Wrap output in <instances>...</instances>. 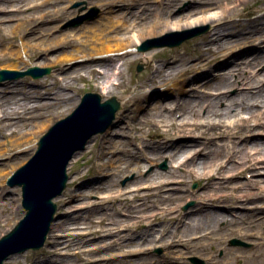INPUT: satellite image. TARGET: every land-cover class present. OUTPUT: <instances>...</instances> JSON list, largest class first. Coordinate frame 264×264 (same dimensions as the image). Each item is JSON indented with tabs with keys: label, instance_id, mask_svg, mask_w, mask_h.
Segmentation results:
<instances>
[{
	"label": "bare ground",
	"instance_id": "6f19581e",
	"mask_svg": "<svg viewBox=\"0 0 264 264\" xmlns=\"http://www.w3.org/2000/svg\"><path fill=\"white\" fill-rule=\"evenodd\" d=\"M71 1L0 0V28L3 27L1 25L6 21H17L15 24L9 23L13 34L6 35L4 41L10 47L7 50L0 48V59L17 60L20 57V50L27 52L30 57H35L41 53L46 56L49 51L57 49L59 51L49 59L51 63L59 64L58 72L64 75L60 77L64 82L63 89L72 88L73 83L71 80L79 77L81 70H85L88 73H94L91 80L95 82L103 95L108 96L112 93L113 87H117L121 83L115 82L113 79L116 78L112 77L114 75L123 76V70L115 65V60L121 58L128 60L132 49L148 37L167 31L172 32L175 28L190 27L194 23L187 22L180 25L174 22L176 25L173 24L170 18H172V14H175L172 8L174 5L173 2L168 0H104L103 4L106 10L112 14L103 16L91 24H85L78 31H59L57 29L58 22L64 20L70 12L72 13L69 7ZM193 1L195 4L190 9L193 10L190 13L203 12L207 5H210L208 8H213L214 4H219L218 0ZM202 2L206 4H202ZM200 4L203 6H199ZM51 6L54 8L50 9ZM48 8L50 10H47ZM19 14L23 15L19 18ZM216 14L217 12L211 15H203L201 17L202 21L209 20L210 23L224 24L227 21L226 17L230 16V11L225 7L222 9V16ZM196 18L197 21L200 19L199 16ZM260 18V15L250 17L247 23L248 25L257 23ZM46 22L57 24L47 23L45 26L42 25ZM213 29H217L218 35L215 38L212 32L206 35L208 47L206 50L201 47L204 53L197 57L196 60L198 61L195 60L180 68L179 65H176V61L182 60L181 56L170 55L167 60L159 61L160 58L157 55L160 51H158L148 58L152 70L139 84V92L129 98L126 105L131 107V104L139 101H149L155 93H151V91L155 90L157 86L165 87V93L158 94L156 97L159 98V101L145 109L146 113H149L153 118H149V121L145 122L140 121L132 127L133 131H142L147 125L150 126L145 139L142 140V142H145V149L135 152L129 150L133 161L118 163V159L113 156L116 149L128 147V145L133 144L132 142L101 137L92 145H99L102 149L100 156L108 157L106 161L99 164L100 168L114 171L120 168H131L133 171L142 173L143 168L148 165H145L146 161L148 163L155 162L166 153L174 159H180V165L185 166L180 174L183 175L181 177L197 178L201 182L202 188L200 190L190 192L191 196L196 199L195 206L189 212L180 213L175 210V206L165 203L167 200H173L171 196L166 194L178 190V188L172 187L174 184L172 182L179 181L180 184L186 185L187 181L185 179H172L171 176L175 174V171L172 172V170L169 174L163 175L161 173L159 174L160 177H163L161 180H155V176H152L148 180L142 181L133 197L127 194L118 196L122 197L120 198L121 201L127 203L128 207L125 209L128 211V215L138 213V215L133 216L130 223L125 224L127 226H120L118 230L114 227H108L104 222L105 215L103 214L100 219L96 220V226L82 233L72 234L70 233L72 228L65 225L66 219L56 221L52 225L49 237L53 246L49 250L50 254L57 256L61 254L63 247L72 249L75 247L74 245L88 242L92 239L89 235L99 238L113 236V239L106 244V248H111L119 241L118 245L126 249L117 251L118 254H112L109 257H97L91 260V263L85 260L84 262L80 261L78 264H101L117 260L119 257L127 259V264H149L148 258L142 256L143 259H139L138 257L148 254L152 248L158 245H174L175 247L177 246L174 243L176 238L181 241H191L194 238L219 237L216 234L219 230L216 226L222 223L224 225H251L243 235L254 238L252 243L255 248L264 246L263 233L259 230L256 231L257 226L264 225V82L261 83L256 78L258 71L249 70L252 74L244 75L246 67L254 68L258 66L261 67L260 69H264V54L257 53L253 61L245 62L244 66L239 65L234 68L238 70L237 77H234L235 72L231 71L215 77L207 76L203 83L200 81L193 83L209 89H221L216 93L206 91L205 88H202L200 93L196 91V87H192L190 90V88L185 87L190 78L172 83L173 78L180 73H190L198 69H200L198 71H203L205 69L202 68L211 66L215 59L214 54L216 55L225 45L222 38H220L221 34L218 33L219 28L215 26ZM130 32L134 33L128 35ZM252 33L249 31L242 37L246 41H264V30L260 35H253ZM17 36L22 38L20 45H16ZM213 44H216V50L213 48ZM209 51L213 53L211 56H207ZM41 64H45V62ZM70 76H72L71 79H69ZM244 78L249 79L247 82L249 88L243 89L238 86V81H242ZM193 79H197V76L193 75ZM147 87H151V90L145 91ZM230 87L239 89L237 97L239 95L253 97L254 93L257 97L254 102H250L249 98H235L228 106L217 108L218 101L229 99L228 91ZM222 88L227 89L223 90ZM253 89H256L255 92L250 94L249 92ZM166 92L173 95L169 103L164 101L163 96L166 95ZM196 92L198 94H195ZM49 94H45L44 97H50L46 96ZM73 97V95L67 94L58 99L56 98V100L62 102L67 107L65 111L69 112L77 101ZM115 97L121 104V97L116 95ZM14 98L13 103L15 106L0 103V136L4 137L0 139V156H6V162H2L0 165L1 185L12 174L13 169L26 160L25 153L28 146L30 148V143L42 133L43 135L38 141L47 139L53 129H57L60 125L58 122L60 119L57 120L56 117L59 115L57 114L59 111H54L53 102L45 101L28 105L23 103L29 98L23 99L16 96ZM101 109L107 108L97 106L94 98L90 97L86 101L82 99L65 118L72 119L74 125L77 124L84 131H88L87 128L94 127L93 122H98L102 117L101 113L97 112ZM176 111L181 112L179 117L175 115ZM201 111H203V116L205 114L204 120L201 119ZM241 111L249 116L235 117L231 123L225 120L227 117L236 116V113L239 114ZM94 114L96 116H93ZM123 115L127 117L126 113ZM54 121L56 122L53 123ZM112 121L111 125L106 126L105 131L114 126L116 120L113 119ZM132 124L133 122L130 125ZM219 137H228L230 142L219 143L217 147L210 148L205 152L187 147L189 144L191 145L203 138L204 141H201V143L203 148L207 149ZM140 138L141 136H134L137 141ZM38 141L37 149L32 157L39 149ZM16 149H20L18 153L22 156L17 161L15 158L13 159L16 154L11 153L12 150ZM146 149L150 151L151 155L145 152ZM220 156L225 157V159L220 161ZM73 162H77V160L73 159ZM123 163H126L125 166H123ZM247 170H250L249 177L246 180H241L240 175ZM78 179L79 177L74 175L71 181L77 182ZM152 187L159 191L161 199H151L154 197V193L140 194L137 192ZM72 195L71 191L68 193V198L73 199L74 195ZM81 195L85 197L86 194ZM186 196H189V194L186 193L180 198ZM8 200L16 201L12 197ZM8 200L7 198L2 200V191L0 190V208L8 204ZM60 201L66 208L64 209L66 214L74 211L72 210L73 207L68 205L70 200L62 197ZM251 202V205H247ZM99 204L93 202L87 208ZM151 207H155L157 210L155 212L148 211L147 209ZM83 208H86V206H77L76 209ZM0 210L4 213V210ZM188 217H190V220L186 222ZM73 218L75 219L73 224L80 223L79 217L75 216ZM157 223H160L163 227H157ZM5 224L0 215V228ZM119 225L123 224L119 223ZM254 227L255 229L252 230ZM131 229L142 230L138 232L141 234L138 241H134V238L130 236ZM154 229H156V232H152ZM200 230L202 232H199ZM68 236L71 237L68 241L63 240V237ZM97 249H99V246L91 248L89 251H96ZM77 253H81V257L85 258L83 256L84 250H79ZM248 254L254 257L258 255V250L250 249ZM204 255L203 253L199 254L207 262L214 263L216 261L215 257L206 258ZM38 264H64V261L61 260L57 263L53 260L51 263H45V260H43Z\"/></svg>",
	"mask_w": 264,
	"mask_h": 264
},
{
	"label": "rangeland",
	"instance_id": "374dc122",
	"mask_svg": "<svg viewBox=\"0 0 264 264\" xmlns=\"http://www.w3.org/2000/svg\"><path fill=\"white\" fill-rule=\"evenodd\" d=\"M103 1L104 0H72L69 3V7L72 13L70 12L64 20L58 22L57 29L59 31H78L85 24H91L93 22H96L103 16L112 14L106 10ZM168 1L173 2L174 5L172 8L175 14H172V18H170L173 24H175L174 22H177L180 25H183L187 22H194L193 25L190 27L175 28V32H188L194 30V32L203 31L206 27H208V31L202 32L198 36L188 39L177 46L165 45L154 47L155 43L162 42L165 39H170V37L164 36L171 34L174 31H167L168 33L164 32L162 34H157L155 36L144 39L138 46L148 45V48H146L145 50H139V47L137 46L132 49L131 54L128 56V60H125V58L115 60V65L119 68H122L123 76L114 75L112 77L116 78L113 79L115 82L121 83L117 87H113L114 89H112V93L108 96L103 95L100 89L96 86L95 82L91 80V78H93L94 76V73H88L85 70H81V75L71 80L73 83L72 88L63 89L62 85L64 82L60 77H63L64 75L63 73L58 72L59 64L51 63L49 59L59 51L57 49L49 51L46 56L41 53L35 57H30L28 56L27 52L20 50V57L17 60L0 59V70H27L32 65H37L41 67H51L52 69L49 74L40 78H33L30 75H25L16 79H5L0 82V103H3L7 106H15V104L13 103L15 99L14 96L23 99L29 98L23 103L28 105L45 101L53 102L54 111H59L57 112V114L59 115L56 116L57 120H59L63 117H66L77 107L86 92H99L102 94V100H105L111 97L112 95L121 97V108L116 113V123H114V126H111L104 133H98L94 135V137H92V139L88 141L86 148H84L83 150H79L76 153V157H74L73 159L77 160V162H73L72 159L68 165V174L70 175V179L68 181L67 187L60 196H57L54 199L58 205V210L56 214L60 215V218L57 221L66 219L65 225L72 228L70 229V233L72 234L82 233L83 231H87L91 227L96 226V220L100 219L103 214L105 215L104 222L106 226L114 227L116 228V230H118L120 226H127L125 224L130 223L133 220V216L138 215V213H132L131 215H128V211L125 209L126 207H128L127 203L121 201L120 198L122 197L118 196L120 194H127L128 196L133 197V194L135 193L142 181L148 180L152 176H155V180H161L163 179V177H160L159 174H169L171 170L172 172L175 171V174L171 176L172 179H185L187 181V184L184 185L180 184L179 181H173L172 183L174 184L172 187L178 188V190L170 191V194H168V192L166 195L171 196V199L173 200H167L165 203L172 204L176 207L175 210H178V212L180 213L189 212L190 209L195 206L196 199L191 196L190 192L194 190H200L202 188L201 182L197 178H191L188 176L181 177L183 175L180 174L182 173L185 166L180 165V159H174L166 153V155L160 157L155 162L148 163V161H146L145 165H148L143 168L142 173H139L135 170L133 171L131 168H120L114 171L100 168L99 164L102 161H106L108 157L100 156V153H102V149L99 147V145L96 144L95 146H92L101 137H106V139L111 138L117 141L122 140L126 142H132L133 144L128 145V147H122L123 145L121 144L122 148L116 149V153H114L113 156L114 158L118 159V163L133 161L131 160V152H129L130 149L134 150V152L139 151L141 149H145V142H142V140L145 139L150 126L147 125L146 128L142 131H133L132 127L140 121L145 122L149 121V118H153L149 113H146L145 109H147L149 105L155 104L159 101V98H157L156 96L163 92L165 93V87H155V90L151 91V93L155 92L154 95H152L149 101L147 102L143 100L142 102L139 101L137 103L131 104V107H127L126 101L139 92V84L151 72L152 68L150 67L148 58L152 54L160 51L157 55L160 58L159 61L167 60L170 55L181 56L183 59L176 61V65H179L180 68H182L183 66L194 62L197 57L204 53L203 50H206V48L208 47L206 35L212 32L214 33L215 38L218 34L217 29H213V27L216 26V28H219L218 33L221 34L220 38H222V41L225 43V45L222 49H220V51L216 55L214 54L215 59L213 60L211 66L202 68L205 69L203 71H198L200 70L198 69L190 73H180L172 80L173 83L181 82L185 78H190L189 82L185 85V87L190 88V90L192 89V87H196V91H198L199 93L202 92V88H205L206 91H211L215 93L219 92L221 89H209L204 86L202 87L197 84L195 85L193 83H198L199 81L203 83L207 76L215 77L222 75L223 73L227 74L231 71H234V77H237L238 70L234 68H237L239 65L244 66L245 62L253 61L257 53L264 54V41H246V39L242 37L249 31L253 32V35H260V33H262V30H264L263 0H218L219 4H214L213 8H208V6L210 5H207L203 12L195 13H190V11H193L190 9L195 4L193 0ZM204 3L205 2H202V4ZM199 6L203 5L200 4ZM225 7L226 9L228 8V10L230 11V16L226 17L227 21L224 24L218 25L217 22L210 23L209 20L202 21L201 17L203 15H211L217 12V16H222L221 12L222 9H224ZM49 8L53 9L54 7L51 6ZM49 8L47 10H50ZM27 11L29 10L27 9ZM21 15L23 14H19V18L21 17ZM257 15L261 16L260 20L257 23H250V25H248V18L255 17ZM197 16L200 17L198 21L196 18ZM80 20H82V23L79 25H75ZM16 22L17 21L15 20L6 21L1 25L3 26L2 28H0L1 49H9L10 45L8 43H5L6 41H4V37L6 35L13 34V31L9 27V23L15 24ZM47 23H52L55 25L57 24L55 22H46L42 25L45 26V24ZM133 33L134 32H130L128 33V35H132ZM16 40V45H20V43L22 42L21 36H17ZM201 47L203 48V50H201ZM213 48L216 50V44H213ZM212 54L213 53L209 51L207 56H211ZM43 62H45V64H41ZM140 65L141 69H138ZM260 68L261 67L258 66L254 68L246 67L244 75L248 76L252 74L251 72H249V70H254V72L258 71L256 78L259 82L262 83L264 82V69ZM193 75L197 76V79H193ZM72 76H70L69 79H71ZM248 81L249 79L244 78L242 79V81H238V86L243 89H246V87L249 86V84L247 83ZM150 88L151 87H147L145 91L149 90ZM125 89L126 91H124ZM222 89L224 90L227 88ZM253 90H251L249 93H254L256 89ZM55 92H57V94H55ZM228 92L229 99L218 101L217 108H223L228 106L229 103L235 98H249L250 102H254L255 98L257 97L256 93H254L253 97H245L242 95H239L237 97L236 95L239 93V89H237V87H230ZM47 93L50 94L46 96L50 97H44ZM67 94L73 95V98L77 100L75 105L71 108L69 112L65 111V108L67 107H65L62 102H58L56 100V98L58 99ZM171 94L166 92V95L163 96L165 98L164 101L166 103H169L170 100L173 98V95ZM195 94L198 93L196 92ZM124 113L127 114V117L123 115ZM175 115L179 117L181 115V112L176 111ZM200 116L202 117V120L205 119V114L203 116V111L200 112ZM239 116L246 117L249 115L244 111H241L239 112V114L237 112L236 116L234 115L232 117H227L225 118V120L228 123H231L235 117L237 118ZM56 121H54L53 123H55ZM132 122L133 124L130 125ZM42 135L43 133L39 134V136L30 143L31 146L30 148L28 146V150L25 153V156L27 157L26 160L20 163L15 169H13L12 174L17 168L22 166L29 160L30 157H32V155L37 149V141ZM135 135L141 136L140 140H135ZM2 138L4 137L0 136V139ZM201 141H204V139L201 138L200 141L193 142L187 147L193 149H200L202 152H205L210 148L217 147V144L219 143L230 142V138L219 137L218 139H216V142H214V144L209 145L207 149L203 148V144L201 143ZM18 150L20 149L12 150L11 152L13 155L16 154V156L13 157V159L15 158L16 161L22 158V156L18 153ZM145 152L148 155H151L148 149H146ZM5 158L6 156H0V165L2 164V162H6ZM222 159H225V157L222 158L220 156V161ZM125 164L126 163H123V166H125ZM249 173L250 170H247L243 174H241V180H246L249 177ZM74 175H77L79 177L77 182L71 181ZM7 180L8 178L4 181L3 185L0 184V190L2 191V200L6 198L8 200V198L12 197L16 201L8 200L9 203L3 205L2 208H0L4 210V213L0 210V215L6 223L5 226L0 228V238L6 233H8L11 229H13L16 224L26 215V209L24 208L22 203L23 196L21 186H12L8 183ZM71 191L74 195L73 199L68 198V193H70ZM137 192H139L140 194L154 193L155 195L151 199H161L159 191L155 190L153 187L151 189H142ZM84 193L86 194L85 197L81 195ZM186 193L189 194V196L180 198V196H183ZM62 197L70 200L68 205H71L73 207L72 210L74 211H71V213L66 214V211H64V209L66 208H64V205L60 201ZM93 202L100 204L92 208H87V206H89ZM251 204L252 202L247 203V205ZM77 206H86V208L76 209ZM147 210L150 212H155L157 209H155V207H151ZM75 216L79 217V224H73L75 223V219L73 218ZM158 218H160V216H158ZM187 220L189 221L190 217L186 218V222H188ZM55 222L56 221H53L52 225ZM119 223L123 225H119ZM156 226L160 228L163 227L160 225V223H157ZM250 227L251 225H224L222 223L221 225L216 226V228L219 229L216 232L219 237H206L203 239L194 238L191 241H181L179 240V238H176L174 243L177 246L174 247V245H158L157 247L152 248L148 254L140 255L138 258L143 259L142 256L148 258L149 264H201V262H194L191 260V258L194 256H198L199 258H201L204 261V264H264V246H260V248H255L252 243L254 241V238L248 235H243V233L246 232L245 230ZM254 229L255 227L252 230ZM258 230L261 231L264 236V225H261L259 227L257 226L256 231ZM141 231L142 230L140 229L130 230V236L134 238V241L139 240L141 234H139L138 232ZM152 232H156V229L152 230ZM199 232H202V230H200ZM50 233L43 247L37 250L29 249L24 252L13 253L4 262V264H38L43 260H45V263H51L53 262V260L57 263L63 260L64 264H78L80 261L84 262L85 260L90 261L91 263V260L97 257H109L112 254H116L117 251H123V249H126L118 245L119 241L116 242L115 245L111 248H106V244L113 239V236L99 238L89 235V237L92 238L90 241L85 242L83 244L74 245L75 247L72 249H67L66 247H63V249L61 250V254L53 256V254H50L49 252L50 248L53 247L52 242H50L49 238ZM70 238L71 237L69 236L63 237V240L68 241ZM234 238H239L242 242L233 245L231 244V240ZM181 243L183 244L181 245ZM62 245L64 246V244ZM97 246H99V249H97L96 251H89V249ZM250 249L258 250V255L251 257V255L248 254V250ZM79 250L85 251V253L83 254L85 258H82L80 255L83 251L79 254L77 253V251ZM200 253L205 254L204 257L206 258L215 257L216 261L214 263H212L211 261L207 262L205 258L199 256ZM101 264H127V259L119 257V259L117 260H111L110 262H103Z\"/></svg>",
	"mask_w": 264,
	"mask_h": 264
},
{
	"label": "water",
	"instance_id": "95a60500",
	"mask_svg": "<svg viewBox=\"0 0 264 264\" xmlns=\"http://www.w3.org/2000/svg\"><path fill=\"white\" fill-rule=\"evenodd\" d=\"M81 23L82 20L75 25ZM207 30L208 27L203 31L196 32L174 31L164 36L170 37V39L155 43L154 47L177 46ZM148 47V45L139 46V50H145ZM138 69H141V66ZM51 71V67L40 66H30L27 70L1 69L0 82L25 75L40 78ZM90 97L94 98L97 106L107 108L97 111L101 113L102 117L98 122H93L94 127L90 126L87 128L88 131H84L77 124L74 125L72 119L65 117L60 119L59 127L53 129L47 139L38 141L39 149L31 160L19 167L9 178L10 185L22 186L23 206L27 212L10 232L0 238V264H4L5 259L13 253L24 252L27 249L36 250L45 244L52 222L60 218V215H56L58 205L53 199L61 195L67 187L68 163L79 150L86 147L93 135L104 132L106 126L111 125L117 110L121 108V104L115 96L102 101L98 92L90 91L86 92L82 99L86 101ZM193 260L197 261L198 259L194 258Z\"/></svg>",
	"mask_w": 264,
	"mask_h": 264
}]
</instances>
